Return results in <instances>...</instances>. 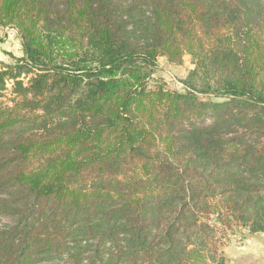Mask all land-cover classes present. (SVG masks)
<instances>
[{
	"label": "trees",
	"instance_id": "obj_1",
	"mask_svg": "<svg viewBox=\"0 0 264 264\" xmlns=\"http://www.w3.org/2000/svg\"><path fill=\"white\" fill-rule=\"evenodd\" d=\"M0 27V264H222L217 222L264 232V0H0Z\"/></svg>",
	"mask_w": 264,
	"mask_h": 264
},
{
	"label": "rangeland",
	"instance_id": "obj_2",
	"mask_svg": "<svg viewBox=\"0 0 264 264\" xmlns=\"http://www.w3.org/2000/svg\"><path fill=\"white\" fill-rule=\"evenodd\" d=\"M7 28V27H6ZM13 28V27H10ZM14 60L11 59L10 62L12 63ZM159 64V63H158ZM138 65V64H137ZM163 65L167 68H169L170 72H165L164 75L160 74L159 72L155 71V68L153 72L156 74L148 80V86L150 88H153V86L157 84H163L166 88L172 89V90H183L185 81L188 79V72L189 69H192L193 64L191 62L190 55H184L183 56V63L180 65H173L168 64L166 62H163ZM163 66V67H164ZM137 67H142L141 65ZM159 70V69H157ZM24 81H27V77L23 78ZM166 81V82H165ZM193 81L195 82V85H200L202 83V76L198 75L193 78ZM12 89V81H7L6 83V91H5V97H9L10 91ZM204 99H206V96H200ZM212 100H221L220 98L211 97ZM217 216L216 220L212 223L214 224L217 219L219 218L218 214L212 215V217ZM211 217V219H212ZM210 219V223H211ZM11 223V218L8 216L0 215V226H4ZM232 226L228 225L227 223L223 222H217L215 224L214 233H213V239L216 242L217 245V253L218 255H221L223 257V263L222 264H228L226 262L227 254L225 249H228L229 246L239 243L242 240H245V237L248 235L247 228L244 226H240L238 224H231ZM54 262L57 264H71L70 260L65 257L61 256L54 259ZM44 262H40V264H43ZM213 264H218L217 261L213 262Z\"/></svg>",
	"mask_w": 264,
	"mask_h": 264
},
{
	"label": "crops",
	"instance_id": "obj_3",
	"mask_svg": "<svg viewBox=\"0 0 264 264\" xmlns=\"http://www.w3.org/2000/svg\"><path fill=\"white\" fill-rule=\"evenodd\" d=\"M22 56L21 39L16 29L0 27V61L8 63L12 57L20 58ZM163 62L168 63L164 57H161L158 60L159 64L157 66L159 70L155 69V71L162 75L166 71L170 72V69L165 67ZM155 74L153 72L152 76ZM225 251L228 259L226 262L228 264H264V232L248 234L245 240L229 246Z\"/></svg>",
	"mask_w": 264,
	"mask_h": 264
},
{
	"label": "water",
	"instance_id": "obj_4",
	"mask_svg": "<svg viewBox=\"0 0 264 264\" xmlns=\"http://www.w3.org/2000/svg\"><path fill=\"white\" fill-rule=\"evenodd\" d=\"M217 216L212 217L211 223H213L216 220Z\"/></svg>",
	"mask_w": 264,
	"mask_h": 264
}]
</instances>
